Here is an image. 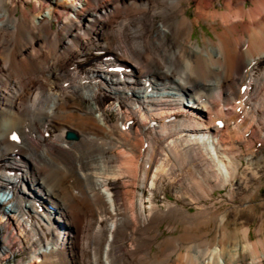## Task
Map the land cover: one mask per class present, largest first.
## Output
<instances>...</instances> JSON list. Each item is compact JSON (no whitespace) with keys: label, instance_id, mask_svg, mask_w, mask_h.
Here are the masks:
<instances>
[{"label":"bare ground","instance_id":"1","mask_svg":"<svg viewBox=\"0 0 264 264\" xmlns=\"http://www.w3.org/2000/svg\"><path fill=\"white\" fill-rule=\"evenodd\" d=\"M14 148L54 213L0 200V264H264V0H0Z\"/></svg>","mask_w":264,"mask_h":264},{"label":"rangeland","instance_id":"2","mask_svg":"<svg viewBox=\"0 0 264 264\" xmlns=\"http://www.w3.org/2000/svg\"><path fill=\"white\" fill-rule=\"evenodd\" d=\"M27 6V7H26ZM24 7H25V9H27V10H30V11H33V6H32V3L31 2H26V3H24ZM143 9V7L141 8V9H139L140 11ZM139 10H137L136 12H134V13H139ZM139 14H142V11L139 13ZM138 14V15H139ZM200 31L199 30H197L196 29V31H195V33H193V35H192V37L193 38H199V35H200ZM260 147V146H259ZM57 175L59 176V172L57 173ZM264 176V175H263ZM261 177V179H260V182H261V184L259 185V187H258V192H257V194L255 195V197L252 199V204H253V206L255 207V209H256V211H259V207H257V204L260 202V201H264V177ZM227 192V190H226V188H222V189H214L212 192H211V197H210V200H211V202H215V203H213V205L216 207H218L219 209L218 210H223L225 207H226V201H224V199L223 198H225L224 196H226V193ZM224 193V194H223ZM165 195H166V197L168 198V200H170V196H169V194L167 193H165ZM134 196V195H133ZM158 197H162V195H160V194H158V196L157 195H153L152 196V198H151V201H152V203H153V206H156V207H158V206H160L161 204H162V198L161 199H159ZM217 197V198H216ZM219 198H222L221 200L219 199ZM215 199V200H214ZM159 200V201H158ZM219 200V201H218ZM218 201V202H217ZM155 202V203H154ZM151 203V204H152ZM219 203V204H218ZM226 203V204H225ZM220 205V206H219ZM253 225H255V223H252L251 224V227L253 226ZM162 227V226H161ZM177 233V231H173L172 233L174 234V233Z\"/></svg>","mask_w":264,"mask_h":264},{"label":"water","instance_id":"3","mask_svg":"<svg viewBox=\"0 0 264 264\" xmlns=\"http://www.w3.org/2000/svg\"><path fill=\"white\" fill-rule=\"evenodd\" d=\"M64 137H65V139H67V140H69V139H74V136H73L72 134H70V133H66Z\"/></svg>","mask_w":264,"mask_h":264},{"label":"snow or ice","instance_id":"4","mask_svg":"<svg viewBox=\"0 0 264 264\" xmlns=\"http://www.w3.org/2000/svg\"><path fill=\"white\" fill-rule=\"evenodd\" d=\"M15 139V137H13Z\"/></svg>","mask_w":264,"mask_h":264}]
</instances>
